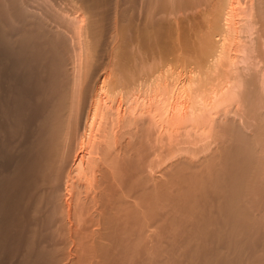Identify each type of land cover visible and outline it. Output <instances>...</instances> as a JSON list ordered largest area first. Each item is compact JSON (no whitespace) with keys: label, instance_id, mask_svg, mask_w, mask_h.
<instances>
[{"label":"bare ground","instance_id":"bare-ground-1","mask_svg":"<svg viewBox=\"0 0 264 264\" xmlns=\"http://www.w3.org/2000/svg\"><path fill=\"white\" fill-rule=\"evenodd\" d=\"M0 264H264V0H0Z\"/></svg>","mask_w":264,"mask_h":264},{"label":"rangeland","instance_id":"rangeland-1","mask_svg":"<svg viewBox=\"0 0 264 264\" xmlns=\"http://www.w3.org/2000/svg\"><path fill=\"white\" fill-rule=\"evenodd\" d=\"M133 6V5H132ZM132 6L130 5V7H129V10H130V8H131V10L133 11L134 10V8L132 9ZM132 11H130L131 13H130V15L128 16V18L126 19V21H125V23H124V25H126V26H128L129 28H131L133 31H135L136 30V28H137V25H138V21H137V19H136V13H135V11H133L134 13H132ZM167 22V23H166ZM165 23H163V24H161L160 25V29H158V28H156V29H158V30H153V29H149V28H146L145 30H144V32H143V38H140L139 40H137L138 42L135 44V48L136 49H138V50H140L145 56H146V58H150V59H148L149 61H147L146 59V61L145 62H147V64H152L153 65V67H155V71H157L158 73V76H160V74H161V76L159 77V78H163V79H169L170 78V76H172L168 81L170 82H172V80H173V82L174 81H180V80H182V77L184 76V75H180L179 76V71H180V69L182 68L183 69V66H185V64L184 65H182L183 64V62H181V60L183 61L184 59H181L180 60V57L178 58V57H176L177 56V54H176V52H180L181 53V50H180V46H181V43H182V40H183V36L185 37V40H189V36L187 35V34H189L188 33V30L187 29H185V27L182 29L181 27H182V25H181V27H180V29H182V31L179 29V27H177V26H175L176 25V23H174V26L175 27H171V25L170 24H168V21H166ZM169 25H170V27H171V29H173L174 31H175V29H176V31L175 32H173V34H171V31L172 30H170V28L168 29V27H169ZM180 25V24H179ZM175 28V29H174ZM167 30V31H166ZM178 30H180V31H178ZM176 32H178V33H176ZM182 32V33H181ZM168 33H170V34H168ZM176 33V34H175ZM178 34H179V36H178ZM188 36V38L186 39V37ZM180 37H181V39H180ZM181 42H180V41ZM177 41V42H176ZM179 42V43H178ZM173 43H175L174 45H173ZM179 44H180V46H179ZM171 45H173V46H171ZM169 47V48H168ZM168 48V49H167ZM133 49V45L132 46H130L129 47V50H132ZM179 50V51H178ZM139 51V52H140ZM172 51V52H171ZM174 52V53H173ZM170 54V55H169ZM173 54H174V56L176 57V58H174V56H173ZM157 57V58H156ZM166 57V58H165ZM156 58V59H155ZM173 60H172V59ZM192 58V57H191ZM155 59V60H154ZM193 59V58H192ZM191 59V60H192ZM154 60V61H153ZM164 60V61H163ZM167 60V61H166ZM175 60V61H174ZM151 61V62H150ZM173 61V62H172ZM188 61V60H187ZM187 61H185L184 60V62H187ZM149 62V63H148ZM156 62V63H155ZM158 62V63H157ZM163 62V63H162ZM170 62H171V64H170ZM169 63V64H168ZM172 63L174 64L172 67H171V65H172ZM182 63V64H181ZM149 64V65H150ZM168 64V65H167ZM151 65V66H152ZM157 65H158V67H157ZM171 67V68H170ZM177 67V68H176ZM159 68V69H158ZM179 68V69H178ZM174 69V70H173ZM164 72H163V71ZM153 71H154V69H153ZM169 71V72H168ZM175 73H174V72ZM166 73H169V75L168 74H166ZM176 74H178L177 76H176ZM162 75H164V77H162ZM173 75H175V77H173ZM167 76V77H166ZM216 78V77H215ZM157 80H159V79H157ZM170 82V83H171ZM172 82V83H173ZM216 83H217V81H216ZM214 84H215V82H214ZM159 86V85H158ZM155 90H158V88H156Z\"/></svg>","mask_w":264,"mask_h":264}]
</instances>
